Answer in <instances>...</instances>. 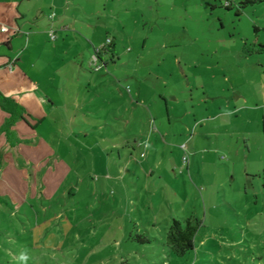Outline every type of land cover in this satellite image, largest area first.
Here are the masks:
<instances>
[{"label":"rangeland","instance_id":"obj_1","mask_svg":"<svg viewBox=\"0 0 264 264\" xmlns=\"http://www.w3.org/2000/svg\"><path fill=\"white\" fill-rule=\"evenodd\" d=\"M85 6L98 9L108 26L111 42L104 38L95 47L111 50L115 38L117 55L137 57L144 91L161 90L168 104L161 101V117L169 116L171 126L184 116L198 121L182 138L163 139L153 162L176 168L166 191L173 185L179 197L164 209L182 222L199 221L193 248L183 255L169 248L171 220L166 224L162 211L155 229L147 218L146 227L134 218L122 228L121 217L106 219L100 205L86 204L84 188L68 198L61 187L27 220L20 218L23 208L14 217L0 214V264H264V131L260 112L251 109L261 102L264 52L244 51L264 44V0H88ZM79 18L95 21L97 14ZM183 143L191 165L185 180L178 176ZM139 234L149 243L138 242Z\"/></svg>","mask_w":264,"mask_h":264},{"label":"crops","instance_id":"obj_2","mask_svg":"<svg viewBox=\"0 0 264 264\" xmlns=\"http://www.w3.org/2000/svg\"><path fill=\"white\" fill-rule=\"evenodd\" d=\"M86 3L0 0V93L22 109L11 137L0 131V214L14 217L23 208L20 218L27 220L29 210L61 187L68 198L84 188L86 204L100 205L104 218L121 217L122 228L134 218L145 226L147 218V227L155 229L157 212L166 224L177 217L164 206L176 205L179 192L173 185L166 191L165 180L176 168L154 164V157L163 139L182 138L198 121L192 115L172 121L174 126L169 116L166 122L161 90L144 91L137 57L117 55L115 38L111 50L100 51L102 67L92 68L94 48L108 38V26ZM94 13L95 21L79 18ZM49 28L56 31L54 40ZM256 93L261 102L251 109L260 112L264 131V83ZM8 116L0 107V127ZM180 167L178 176L185 180L191 165ZM22 224L26 229L27 221Z\"/></svg>","mask_w":264,"mask_h":264},{"label":"trees","instance_id":"obj_3","mask_svg":"<svg viewBox=\"0 0 264 264\" xmlns=\"http://www.w3.org/2000/svg\"><path fill=\"white\" fill-rule=\"evenodd\" d=\"M245 53H263L264 44H254L245 48ZM0 107L9 113L8 118L4 124L0 127V131H4L8 136L14 132L11 130V126L15 121L21 117L22 109L18 106L12 98L6 97L0 93ZM11 137V136H10ZM199 227V221L189 216L184 219V222L179 219L173 218L166 231L165 243L169 248L177 255H183L187 250L193 248L194 236ZM136 239L142 244L149 243V238L142 235H137Z\"/></svg>","mask_w":264,"mask_h":264},{"label":"built area","instance_id":"obj_4","mask_svg":"<svg viewBox=\"0 0 264 264\" xmlns=\"http://www.w3.org/2000/svg\"><path fill=\"white\" fill-rule=\"evenodd\" d=\"M54 15H55L54 12H51L49 14V18H53ZM1 30L4 31L5 28L2 27ZM49 35L52 38H55L54 31L51 30V32L49 33ZM110 42H111V39L110 38H107V43H110ZM105 45L106 44H104V45H102L100 47H95L94 48V53H93L92 58H91L92 64H93V69L94 70H99L102 67V63L101 62L97 63V61H98V58H99L100 51L105 48ZM10 67H11V65H10ZM182 149H184V154L181 157V162H182V165H186L188 163V161H189V158H188L187 153H185L186 151H185L184 145H182ZM143 155H144V153H141V156H143Z\"/></svg>","mask_w":264,"mask_h":264}]
</instances>
